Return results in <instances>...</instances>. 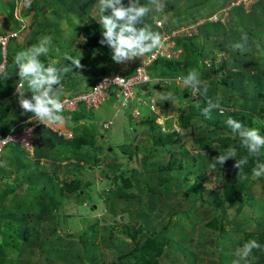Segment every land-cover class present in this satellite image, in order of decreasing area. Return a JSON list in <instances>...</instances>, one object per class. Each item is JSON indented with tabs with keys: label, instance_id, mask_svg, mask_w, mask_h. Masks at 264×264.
<instances>
[{
	"label": "trees",
	"instance_id": "1",
	"mask_svg": "<svg viewBox=\"0 0 264 264\" xmlns=\"http://www.w3.org/2000/svg\"><path fill=\"white\" fill-rule=\"evenodd\" d=\"M53 1L55 0H32L30 7L23 6V14L21 13L20 16L26 20L33 14L36 22L34 19L29 26L27 25L26 33L22 29L19 36L10 37L5 53L0 43V65L5 57L3 70L12 73L6 81L0 80L2 99L0 134L2 135L14 127H25L24 121L31 115V113L22 114L18 98L14 96L19 75L13 60L17 52L37 44L40 38L50 37L53 47L48 55L39 58L41 62L46 66L54 63L58 68L69 69L62 79L61 100L92 91L101 78L113 73H122L126 77H131L142 61L141 58H136L128 62L126 68L116 72L109 71L107 66L116 62L111 59L110 49L99 43L102 30L94 13L96 0H58L57 4L62 5L61 9L58 6L56 8ZM234 1L192 0L184 6L186 14L182 12V7L176 8L175 15L180 16L178 22H167L157 27L151 15L147 20L153 30L160 32L161 35L204 20L196 27L195 33L171 38L176 39L177 46L183 49L180 60L159 59L155 66L151 67L150 73L156 75L157 70H161L160 73L164 76L176 77L184 76L190 70H197L201 80L209 85L208 98L219 99L223 115L219 110H213L211 119H206L201 112L202 108L207 106L206 98L198 95L193 104L194 97L191 90L173 81L162 91L175 88L177 90L172 95L175 99L186 98L184 95L188 93L189 97L183 101L191 102L189 107L180 108L182 112L179 113L178 121L180 129H175L173 121L167 119L163 130V126L156 121L155 114L145 123L150 127V134L155 144L168 145L180 142L184 129L193 132L194 118L204 121L208 123L207 127L210 126L209 129L203 133L191 132V146L207 153L201 154L200 151L188 153L186 163L180 165L175 174L172 163L170 164L172 170L167 166L159 165L158 170H171L168 175L164 176L158 185L150 187L146 193L128 196L127 191L135 188L139 183V170L129 169L127 166H125L127 170H121L122 165L117 164L113 149L111 148V152L107 153L103 152L105 146L97 145V138L105 135L101 129L92 127L90 122L93 111L110 99H114L118 106L120 105L117 97L110 95L111 88L110 93L108 92V97L110 96L108 100L97 107L81 101L74 111L64 110L63 124L70 126L71 138L60 137L49 126L41 125L32 134L35 146L33 157L28 156L24 149L13 143L9 144L2 153L0 165L6 162L7 166H0V180L5 178L12 180L11 176L15 175L17 181L9 183L8 188L0 195V264H14L9 260V256L21 255L24 251L28 252L27 257H23L26 260L16 261V264H162L159 257L177 235L179 238L174 241L175 247L172 249L174 254H178L176 256L182 264H198L202 258L193 244L189 243L195 235L203 237L205 249L203 255L208 257L206 264H232L235 249L249 240H256L261 246L259 249H253L249 257L250 264H264V177L255 181L251 179L252 168L258 161L264 162V148H261L259 157H248L247 150L241 147L239 137H234L231 129L225 124V120L232 117L245 127L257 128L264 136V125L253 122V118L264 120V57L258 54L261 51L264 53V22L261 23L262 28H259L260 34H258L257 30L252 29L248 20L253 12H246L241 4L231 6L230 12L236 18H229L227 23L210 20L212 14ZM146 2L147 0H140L141 4ZM15 6V0H0V11L3 10L11 28L0 29V36L21 29L22 22L14 14ZM258 6L264 12V0H260ZM65 19L77 25L75 27L70 24L77 30L76 34L67 36L69 27L63 23ZM57 32H65V35L58 37ZM23 33L26 37L20 42L19 38L24 35ZM244 35L248 38L247 51L241 54L238 50L234 51L230 45L239 41ZM74 46L81 49L77 50ZM56 48L59 49V55L55 51ZM219 51L224 52L225 55L219 56ZM64 53L74 58H81L83 67L74 68L71 61L63 58ZM144 86L139 85L136 92L138 97L141 96L145 100L148 93L145 92ZM26 94L28 97L32 95L31 92ZM156 98L157 103L165 106L166 109L171 108L170 100H165L166 102L163 103L161 98ZM132 102H135L134 109L148 110L146 104H138L136 100ZM120 107L128 112V105H120ZM109 121L113 120L102 123L104 130H108L113 125L111 123L108 127H104ZM229 147L236 148L237 159L248 157V162L242 166L241 175L246 174L249 179H238L240 169L234 167L236 158H229L222 167L218 164L217 168L226 170L231 168L237 177L231 179L226 174L219 187L212 191L207 190L204 186L209 176L206 174L207 168L214 157ZM123 151L130 154L128 161L132 160L134 152L124 148ZM108 156H113L114 159L103 167L102 176L111 178L112 186L110 185L107 206L109 212L115 216L119 215V211L135 213V220L139 221L146 217V224L149 227L150 214L145 211V206L148 210L154 211L158 203L163 202V197L171 199L166 203L171 206L176 203L172 202V198L180 192L188 191L187 197L194 195L183 210L175 209L169 222L158 234L147 237L144 242L137 240L138 242L130 250L127 248L129 243L125 238H120L112 224L102 223L100 219L90 220L87 221L86 228L77 234L69 232L55 214L63 212L60 197L69 201L82 200L85 199L83 195L86 191L87 197H92L88 190L91 182L85 180L83 176L84 165L98 164L110 158ZM43 159L52 160L54 175L41 164ZM148 175L152 177L154 173L150 172ZM20 178L21 181L18 182ZM257 182L262 192L258 198L253 193ZM14 195L18 196L15 205L22 210L21 213L7 208L9 200H13ZM227 205L234 206L232 218H229L224 210ZM213 212L217 214L211 218ZM206 217L209 218L208 221ZM199 226L200 229L204 228L203 233L198 232ZM143 227L141 226V229ZM120 230L123 235L136 239V235L130 232L128 225H120ZM107 249L114 252L117 258L109 261ZM180 252L182 255L179 254ZM56 261L58 262L55 263Z\"/></svg>",
	"mask_w": 264,
	"mask_h": 264
},
{
	"label": "rangeland",
	"instance_id": "2",
	"mask_svg": "<svg viewBox=\"0 0 264 264\" xmlns=\"http://www.w3.org/2000/svg\"><path fill=\"white\" fill-rule=\"evenodd\" d=\"M58 0L53 1L57 6L62 8L61 4L58 3ZM127 1V0H126ZM124 1L125 4L127 2ZM260 0H235L231 5L237 6V4L240 2L241 5L244 6V9L246 12H251L252 17H250L249 24H251V27L254 31L257 30L259 31V28L261 27V23L264 22L263 18V13L262 9L260 6H258ZM96 2V1H95ZM192 0H168L166 1V10L165 14H167L170 19L169 22L176 21L178 22L180 19L179 15H175L177 13L176 8H181L182 7V12H185L186 14V9L184 6L188 3H191ZM193 8H191L192 10ZM2 10V9H1ZM229 10V9H227ZM3 11V10H2ZM170 11V12H169ZM23 12V11H22ZM95 13V11H94ZM226 13V12H225ZM223 13L222 17L225 21V23L228 22L229 18H236V16L232 15V12H229L225 15ZM15 14V12H14ZM23 14V13H22ZM173 15H175V18L172 19ZM235 15V14H234ZM217 17L213 18L215 20ZM34 15L31 14L30 18H28V23L27 25L29 26L31 22L34 21ZM8 19L5 17V14L0 11V29L3 30H10L11 28L9 27V23L7 22ZM36 22V19H35ZM203 22V21H202ZM65 25H67L68 32L66 33L67 36H72L73 34H76V29L77 27L76 24L68 22L67 19L63 21ZM70 24L74 25L75 27H72ZM187 28V27H186ZM194 30L193 32H195ZM24 34V33H23ZM258 34H260L258 32ZM58 37L61 35H65V32L59 33L57 32ZM259 36V35H258ZM26 34L20 36V42H23L25 40ZM264 40V39H263ZM65 47V46H64ZM75 49L78 50L79 47L74 46ZM53 47L51 46L50 50ZM181 49V47H179ZM81 49V48H79ZM259 55H263L262 51L258 53ZM258 54L256 56H258ZM225 55L224 52L219 51V56ZM57 61V59H56ZM127 64H110L107 66L109 71L116 72L117 70H121L122 68H126ZM162 73H167V72H162ZM149 90H145L146 93H152L156 97L162 99V94H168V91L171 95L174 94V92L177 89H168V91L162 92H155V84L153 82L149 83ZM16 89V88H15ZM17 97L16 93L14 95ZM27 96V94H26ZM185 97L188 96V93L184 95ZM177 97V96H176ZM178 99H175L174 103L170 100L169 106L171 108H167L165 106H158L160 108L159 111V118L157 120L158 123L161 124V126H165L166 120H172L173 124L175 122L178 123L179 121V113L181 114L182 112L180 111L181 107H189L191 105L190 101H183L187 98L184 97H177ZM195 98V99H194ZM192 102L193 104L196 101V98H198V95L194 96ZM163 103L164 101L162 99ZM135 107V102H131L130 106L127 107L128 112L125 110L123 111L120 107H116L115 105V100L110 99L107 103L103 104L101 107L93 111V117L91 122L92 127H97L98 129H101L105 137H98L97 138V145H102L105 146L103 149V152L106 151L107 153H110V149L112 148L113 151L115 152V157L117 160V164H121V170H127L129 169H138L139 174H140V180L138 185L135 188H131L127 191L128 196H134L138 195L139 193L143 192L146 193L150 187H155L158 185V182L168 173L172 170L170 164H173V173L175 174L176 171L179 170L180 165H183V163H186V159L188 157V153H196L198 151L201 152V154L207 153L206 151H201L196 148H193L191 146V132L189 129L183 131V136L180 142L174 143V144H168V145H157L155 144L151 134H150V127L148 124L145 123L149 120L151 117V113L149 110L141 111V119L140 122L137 120L138 116L133 113ZM259 109V107H258ZM225 110V109H224ZM127 114V115H126ZM106 120H113V125L108 129L104 130L102 128V123ZM83 122V121H81ZM194 122V128L193 129V134H197L198 132H205L209 129L210 126L207 127L208 123H205L204 121L193 119ZM58 127L65 129V131L68 134L67 138L69 137L70 134H72L70 130V126H66L63 123L58 124ZM134 128V130H132ZM66 138V139H67ZM110 144V145H109ZM111 146V147H110ZM54 148V147H53ZM52 148V149H53ZM124 149L131 150L133 153L132 155V160L128 161V156L130 155L129 153H125L123 151ZM58 148L56 147L55 150ZM111 149V150H112ZM101 152V151H100ZM110 158H106V160L101 161L98 164L92 165L90 163H86L84 165V173L83 176L85 180L91 182L90 188H88L89 193L91 194V198L87 197V191L84 194L83 192V197L85 199L82 200H74V201H69V200H62L65 199L63 197H60L61 203L63 205V212L59 213L56 212L57 219L59 221L63 222V226L67 227V230L69 232L73 233H80L84 228H86V223L87 221L90 220H95V219H100L102 223L105 224H112L114 227L115 231L117 234L120 235V238H125L126 241L129 243L127 245L128 250L133 248L135 246V243L138 242L137 240H140L141 242H144V240L147 237H151L154 234H158L164 227L166 223L169 222L170 216L173 212H175V209L183 210L188 203H190L189 199H192L194 197L193 194H191L189 197H187L188 191H185L183 193L176 194L172 198V202H176L171 204V206L166 205L171 199L167 198H162L163 202L158 203L156 210L151 211L147 209V206H145V211L148 212L150 215L149 217V227H147V218H142L139 221H136L135 213L134 214H129V212H121L119 211V215L115 216L114 214L109 212V208L107 206L108 202V193L110 189V185L112 186L111 183V178L110 177H103L102 176V170L103 167L108 163V161H111L114 159L112 156H108ZM183 161V162H182ZM69 163V162H65ZM41 164L49 171L52 175H54V169L52 167V160L50 159H43L41 161ZM70 164V163H69ZM159 165L162 166H167L168 169L171 170H158L157 167ZM127 166V167H125ZM48 167V168H47ZM176 168V169H174ZM178 168V169H177ZM184 171V170H183ZM153 172L154 176L151 177V175H148V173ZM112 174V173H111ZM208 174V179L204 182V186L207 188V190H213L216 187H219V185L222 183V178L227 174V177L234 179L238 175L234 173L233 169H220L219 167L216 170H209L207 168ZM237 175V176H236ZM12 180L10 178H5L4 180H0V195L2 194L3 190H6L9 186V183H14L16 180L15 175L11 176ZM21 181V178L19 179L18 182ZM261 186L259 185V182H257L254 186L253 193L256 198L260 197L262 195L261 192ZM132 196V197H133ZM17 195L13 196V200H9V204L7 205V208H12L14 211H18V213H21L22 210L18 209L17 206L15 205L17 203ZM178 203V204H177ZM178 206H177V205ZM140 209V208H139ZM20 210V212H19ZM25 210V209H24ZM23 210V211H24ZM224 210H226L227 215L229 218H232V215L235 211L233 205H227L225 206ZM251 210V209H249ZM138 212V211H137ZM216 212H213V215L210 217L212 218ZM127 215V218L125 216ZM209 218L206 217V221H208ZM120 225H128L130 232L136 235V239H133L131 237H127L121 233L120 230ZM141 226H144L143 229H141ZM201 226H199L198 232H204L203 229H200ZM206 230V229H205ZM201 233V234H202ZM216 234V232H213ZM62 235V233H61ZM179 238V235L174 236L173 242L168 244L165 247V250L163 254L159 257L160 261L162 264H182V262L179 260V258L176 256L178 254L173 253V249L175 247L174 241H176ZM193 244L194 249L201 255V259L198 261V264H206L208 261V257L203 255L204 254V240L202 236H197L195 235L194 238L189 242ZM235 243V242H233ZM203 244V246H202ZM108 251V260L112 261L113 259L117 258V255L112 252L110 249H107ZM27 251H24L23 254L18 255V254H11L9 256V260H12L14 264H16V261H23L26 259H23V257H27ZM182 255V253H179ZM180 257V256H179ZM38 258H44V257H38ZM56 261L55 263H57Z\"/></svg>",
	"mask_w": 264,
	"mask_h": 264
},
{
	"label": "clouds",
	"instance_id": "3",
	"mask_svg": "<svg viewBox=\"0 0 264 264\" xmlns=\"http://www.w3.org/2000/svg\"><path fill=\"white\" fill-rule=\"evenodd\" d=\"M31 3L32 0H23V5L25 7H30ZM238 4H240V2ZM231 6L232 5H227L225 8L212 14L210 20L225 23L222 15L225 12L226 15L231 9ZM94 7L96 16L98 17L96 20L99 22L102 30V38L99 43L101 45H106L110 49L111 59L114 62L127 64L136 58H141L143 60V58L149 56L160 47L167 46L171 52L177 54L176 57L173 55V57L170 58L159 54L154 59L149 66V75L151 79L142 85H145L144 90H148L149 83L153 82L155 84L154 89H158L156 87H161V90L158 89L159 92H161L164 87H167V84L175 81L177 85L190 89L193 97L202 95L206 98L207 106L203 107L201 110L202 115L206 119H211L213 110H219L220 114L223 115V108L221 107L219 99L214 100L208 98L209 85L206 81L201 80L197 70L193 69L188 71L184 76L179 75L176 77L164 76L160 73L161 70H157L156 75L150 73L151 67L153 65L155 66L159 59L180 60V54L183 52V49L177 46L176 39L171 38L191 35L193 31L196 30V27L204 20H200L190 26H182L161 35L160 32L153 30L151 24H149L147 20L151 15L157 27H161L163 23L169 22L170 17L165 14L164 11L166 8V0H147L145 4H141L140 0H128L127 4L124 3V0H96ZM215 17L217 18L213 20ZM77 24H79V22H77ZM247 39V36L244 35L239 41L232 43L230 47L234 51L238 50L243 54L247 51ZM51 46V38L47 36L42 37L37 44L17 52L13 60L15 69H18L19 80L15 93L22 109V114L31 113L29 122H39L44 126L62 124L65 119L63 117V112L65 110L64 103L60 97L63 94L62 79L69 69L67 67L58 68L54 63H49L46 66L39 59L42 55H48ZM55 51L58 55L60 54L58 48H56ZM63 58L67 61H71L74 68L83 67L81 58H74L67 53L63 54ZM11 75L12 73L0 70V80L6 81ZM118 79H120V77H117L115 80ZM26 92H31L32 95L28 97L26 96ZM187 97H189V95ZM146 99L144 104L147 105L151 116L154 114L156 115L157 121L160 111L158 106H160V104L157 103V98L151 92L148 93ZM162 99L164 101L171 100L173 103L175 102L174 97L170 93L162 94ZM153 101H155L157 111L150 109L151 102ZM130 103L128 106H130ZM115 105L118 106L117 102ZM197 107H199V105H197ZM253 122L264 125V120L259 118H253ZM225 124L231 129V133L234 137H239L241 147L247 150L248 157L260 156V150L264 148V136L260 134L257 128L245 127L240 121L232 117H228L225 120ZM173 127L175 129H180L177 122L173 124ZM162 129L164 130L165 127L163 126ZM236 157V148L229 147L213 158L212 163L209 165V170H216L218 164L222 167L229 158ZM248 157L241 159L236 158L234 167L240 169L238 179H249L248 175H241L243 170L242 166L248 162ZM0 166L6 167L7 164L4 162V164ZM261 177H264V162L258 161L256 166L252 168L251 179L255 181ZM260 247V244L256 240L245 242L242 246L235 249L233 253L235 258L232 264H250L249 257L253 249H259Z\"/></svg>",
	"mask_w": 264,
	"mask_h": 264
},
{
	"label": "built area",
	"instance_id": "4",
	"mask_svg": "<svg viewBox=\"0 0 264 264\" xmlns=\"http://www.w3.org/2000/svg\"><path fill=\"white\" fill-rule=\"evenodd\" d=\"M15 3V16L19 18L22 22V27L20 30L10 31L8 34L0 36V43L2 44L4 53L6 52V45L9 38L19 36L21 30L24 29V27L26 26V20L20 16L21 10L24 6L23 0H15ZM187 31L189 32L188 29ZM159 54L169 58L173 57V55L175 57L177 56V54H174V52H171L168 49V46L160 47L149 56L143 58V60L137 65L136 73L133 76L126 77L122 73H113L109 76H105L104 78H101V80L98 81L92 91L79 94L78 96L73 98H64L62 100V102L64 103V109L75 110L81 101L86 102L88 105H93L97 107L108 100V98L110 97H108V92L110 93V88V95L116 96L118 102L122 106L129 105V103L134 99L138 104H144L146 101L141 96H137L136 89L139 85H143L145 82L151 79L149 75V66ZM5 61L6 59L4 57V62L0 65V70L4 69ZM117 77H120V79L115 80ZM1 101L2 100L0 98V103ZM150 109L157 111L155 101L151 102ZM133 113L136 115H140V117L138 116L137 119L138 121H140L141 111L138 109H134ZM111 123L112 121L105 123L104 127H108ZM24 124H26V126L23 128L17 127L19 128L17 129L16 127H14L5 135L0 134V158L5 148H7V146L11 143L19 145L22 149L27 152L28 156H34L35 146L32 134L36 128L40 127L43 124H40L39 122L35 121L29 122V118L24 121ZM49 127L53 131L57 132L59 136H64L66 138L68 137L67 132L64 129L58 127L57 124L51 125ZM69 137H72V134H70Z\"/></svg>",
	"mask_w": 264,
	"mask_h": 264
},
{
	"label": "crops",
	"instance_id": "5",
	"mask_svg": "<svg viewBox=\"0 0 264 264\" xmlns=\"http://www.w3.org/2000/svg\"><path fill=\"white\" fill-rule=\"evenodd\" d=\"M22 11H23V9L21 10V13H22ZM2 12V11H1ZM29 18H30V16H29ZM27 23H28V18L26 19V21H25V27H24V33H26V27H27ZM58 125V124H57ZM65 130V129H64ZM61 137V136H60Z\"/></svg>",
	"mask_w": 264,
	"mask_h": 264
},
{
	"label": "water",
	"instance_id": "6",
	"mask_svg": "<svg viewBox=\"0 0 264 264\" xmlns=\"http://www.w3.org/2000/svg\"><path fill=\"white\" fill-rule=\"evenodd\" d=\"M156 88H158L159 90H161V87H156Z\"/></svg>",
	"mask_w": 264,
	"mask_h": 264
}]
</instances>
